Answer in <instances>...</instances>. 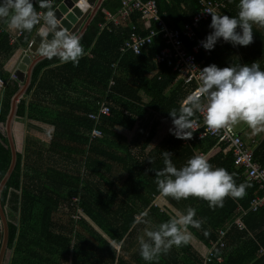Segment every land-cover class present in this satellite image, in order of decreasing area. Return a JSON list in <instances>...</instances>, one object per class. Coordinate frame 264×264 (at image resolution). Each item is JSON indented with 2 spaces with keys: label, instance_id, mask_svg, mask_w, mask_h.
Here are the masks:
<instances>
[{
  "label": "trees",
  "instance_id": "obj_1",
  "mask_svg": "<svg viewBox=\"0 0 264 264\" xmlns=\"http://www.w3.org/2000/svg\"><path fill=\"white\" fill-rule=\"evenodd\" d=\"M61 1L55 0L54 6ZM202 1L156 0L160 15L170 27L190 21L203 7ZM237 3L238 0H230L217 14L236 15ZM34 7L39 11L37 5ZM120 8L121 0L104 1L82 35L81 43L87 55L77 65L59 64L55 58L42 59L32 70L30 85L19 100L16 115L51 125L53 146L45 149L26 138L23 150L17 154L15 169L1 193V203L9 219L11 251L10 260L3 264H128L122 253L131 244L134 233L144 225L138 220L139 214L147 211V217L140 219H150L155 224L171 215L167 207L150 203L152 192L146 189L151 185L158 191L154 170L163 167L161 153H171L173 162L180 167L199 151L210 153L216 147L221 149L213 157L208 154L209 162L234 173L237 184L246 183V192L242 198L226 197L223 206L216 208H210L203 199L189 197L196 218L201 220L200 227L189 228L207 246L218 240L217 230L229 228L225 246L218 245L214 251L215 257L223 260L213 264H264V256L259 254L260 248H264V206L257 211L250 209L251 200L260 194L258 184L245 177L243 168L235 166L231 151L223 152L226 145L219 142V135L197 139L191 130L189 144H183L182 139L170 133L143 160L131 151L135 140L143 139L141 148H146L155 136L159 118L171 122L167 111L178 109L190 89L183 86L167 63L154 61L166 46L161 35L140 54L132 51L122 54L120 48L133 31L132 26L143 34L146 30L138 12L132 14L127 27L112 25L111 31L101 29L99 24L105 21V11L116 14ZM210 21L211 17L200 22L199 38L205 39L209 33ZM5 28L0 24L3 56L12 48L11 34ZM253 32V41L247 46L217 42L209 50L207 65L225 67L231 63L257 62L264 69V27L254 26ZM35 35V29L33 33L22 32L14 47L28 49ZM199 57H205L204 53ZM0 74L6 82L0 89L1 124L6 122L12 98L21 84L11 78L10 72ZM142 94L149 97L147 102ZM104 98L111 112L95 121L90 114L98 112L99 101ZM193 119L200 120L199 112ZM118 125L126 129L137 125L136 137L117 132ZM95 128L102 137L92 138ZM254 158L264 165V139L255 146ZM11 159L7 135L0 129V182ZM116 165L125 172L120 185H115L108 176ZM75 196L79 197L78 204L73 201ZM238 206L247 211L242 218L243 230L229 222ZM79 214L81 218L77 219ZM228 217L232 218L227 221ZM134 257L140 264H202L203 261L188 242L174 246L158 261H144L139 249Z\"/></svg>",
  "mask_w": 264,
  "mask_h": 264
},
{
  "label": "clouds",
  "instance_id": "obj_2",
  "mask_svg": "<svg viewBox=\"0 0 264 264\" xmlns=\"http://www.w3.org/2000/svg\"><path fill=\"white\" fill-rule=\"evenodd\" d=\"M54 4L55 0H0V24L9 31L33 33L35 29L40 38L36 49L39 57L55 58L59 64L71 62L75 66L87 55L81 43L82 35L60 25ZM237 9L236 15L231 16L211 12V31L200 41L205 50L214 49L221 39L233 46L252 43L253 27H264V0H238ZM200 73L199 86L181 100L178 109L167 111L173 125L169 129L172 135L191 138L196 123L194 114L201 111L204 123L211 129H231L243 122L252 134L264 131V69L257 62L231 63L225 67L213 63L200 69ZM161 155L163 167L154 171L162 196L177 201L197 197L207 201L210 208H216L223 206L226 197L245 195L246 183L237 184L234 173L214 167L204 154L192 155L180 167L168 151ZM147 215V211L139 214L138 220L145 227L137 237L139 255L146 262L158 261L174 246L186 244L190 239L189 226L198 228L201 224L193 207L177 211L159 224L140 219ZM123 243V240L119 242Z\"/></svg>",
  "mask_w": 264,
  "mask_h": 264
},
{
  "label": "built area",
  "instance_id": "obj_3",
  "mask_svg": "<svg viewBox=\"0 0 264 264\" xmlns=\"http://www.w3.org/2000/svg\"><path fill=\"white\" fill-rule=\"evenodd\" d=\"M230 0H203L202 8L196 12L190 21L183 23L180 27H170L167 22L160 15L159 6L156 0H121V8L116 14L110 11H105V21L100 23L101 29L107 28L109 31L114 26L127 27L129 20L133 13H140L143 26L146 33L138 31L136 26H132V32L130 36L125 40L120 50L122 54L127 51H132L135 54H140L142 50L151 45L156 37L160 35L165 40L166 46L155 56L154 61L156 63H167L177 73L179 79H181L183 86L189 88L190 94L194 91L200 83V69L207 66V56L211 55L209 50H205L200 41L203 38L198 37L197 29L200 22L208 20L211 17V12H219L220 9L226 8ZM22 34V31H17L14 36H11V42H15L16 38ZM204 53L205 57H199ZM11 78L18 80L17 73H12ZM5 79L0 74V89L5 87ZM113 84V81L110 82ZM187 94V95H188ZM186 95V96H187ZM185 96V97H186ZM111 108L106 98L99 101V109L97 113L90 114V118L98 121L101 115H109ZM200 120L194 119L196 123L191 129L194 131L197 139H203L207 136L216 137L219 135V142L226 145V149L231 151L234 157V164L238 168H243L245 177L258 184L260 194L255 196L251 200V210L257 211L264 206V166L261 165L254 158V150L246 144L242 135L235 131L232 126L231 129H211L205 123L203 119V112H199ZM102 137V133L99 129H93L92 138ZM183 144H189L190 138L182 139ZM198 154L206 153L199 151ZM73 201L76 204L79 203V197L75 196ZM80 214L82 213L80 209ZM76 215L77 219L81 218V215ZM235 224L240 229H245L241 218L235 220ZM227 229L218 230V240L211 242L208 246L204 256L202 264H213L214 261L221 262L222 257H215L214 251L219 245L224 247L227 236ZM259 254L264 256V248H260Z\"/></svg>",
  "mask_w": 264,
  "mask_h": 264
},
{
  "label": "crops",
  "instance_id": "obj_4",
  "mask_svg": "<svg viewBox=\"0 0 264 264\" xmlns=\"http://www.w3.org/2000/svg\"><path fill=\"white\" fill-rule=\"evenodd\" d=\"M104 1L102 2V5H103ZM93 18L89 21V23H87V25L85 27L86 29L84 30V32L87 30V28L90 25V23L92 22ZM7 31H8V33L10 32L11 36H14L17 32V31H9V30H7ZM210 31H211V29L208 27V32H210ZM84 32L81 35H83ZM218 42L220 43V45H221V43H224V41L222 39ZM10 45L12 46V48L9 50L8 55H6V56H5V54H4V56L0 55V72H2V73H4V72H10L11 74L16 73L19 63L21 62L24 55L27 53L26 49H24L23 47H16V46L14 47L15 43H13V42H10ZM142 97H143V100L146 102L149 100V97L146 94H142ZM157 117H159V116H157ZM158 120H159V122H158L157 130L155 132V136L149 142V144L146 146V148L144 150H142V148H141L143 139L135 140V142H134V145H133L131 151L133 153L139 154V157L141 160L146 159V156L151 151L156 149L161 144V142L170 135L169 129L173 126L172 123L165 118H159ZM137 128H139L137 125H135L134 128H130V129H126L121 125L116 126L117 132H119L123 135H126L128 137H133V136L137 135V132H136ZM0 129H1V127H0ZM12 132L14 135V139H15V143H16V147H17L18 152H21V150H23L26 138L33 140L37 145H39L45 149H48L51 146H53V143H52L53 128L51 127V125L45 124L43 122L36 121V120H28L24 117H19L16 115V117L13 120V124H12ZM238 133H240L242 135L246 144H248L249 147L253 150H254L255 146L258 145L264 139V131H261V132L256 133V134H252L251 129L248 126L247 127H241V129H238ZM220 149H221L220 147H216L210 153L209 152L208 153L204 152V153H206L207 156L209 154L210 157L211 156L213 157L214 155H216L220 151ZM223 152L226 153V152H228V150L226 148H224ZM108 176H109V179L115 183V185H120L124 176H125V172L123 173V169L121 166L116 165L113 168L112 175H108ZM104 187H108V186L104 185ZM146 189H148L152 192V198L153 199L150 201V203L153 204V202H155L156 205L158 204V206L162 205V207H167L168 212L171 215H174L177 211L184 212L188 207H191L188 199H181V200L177 201V200L172 199L171 197L162 196V195H160L159 191L154 190V188L151 185H148ZM258 191H259L258 193H260L259 188H258ZM257 195H259V194H257ZM120 198H124V196L121 195ZM250 206H251V204H250ZM241 208H242L241 206L237 207V210H236L237 213L235 214V217L231 221H229L232 223V225L233 224L235 225L236 219H238V218L242 219L243 216L246 215L247 211L242 210ZM250 209H251V207H250ZM231 218L232 217H228L227 221L230 220ZM151 221L153 224H155L153 220H151ZM230 226H231V224L229 225V227ZM144 227H145V225L141 226L134 233L131 244L128 246L126 251L124 253H122V257L124 258V260L128 264H140L137 261V259L134 257V253L139 249L137 237L139 235H142ZM226 229H229V228H226ZM238 229H240V228H238ZM240 230H242V229H240ZM188 231L190 232V239H189L188 243L192 246L193 250L198 255H200V257H203L208 246L202 240H200L191 231L190 228H188ZM249 235L252 236V234H249ZM182 259H183V261H185V259L183 257H182Z\"/></svg>",
  "mask_w": 264,
  "mask_h": 264
},
{
  "label": "water",
  "instance_id": "obj_5",
  "mask_svg": "<svg viewBox=\"0 0 264 264\" xmlns=\"http://www.w3.org/2000/svg\"><path fill=\"white\" fill-rule=\"evenodd\" d=\"M104 0H62L55 8L56 15L60 25L70 32L82 34L86 29L87 23L96 15L102 6ZM84 25V26H83ZM40 38L36 34L35 39L31 42L27 53L22 58L17 67L18 81L21 83L19 91L13 96L11 108L6 122L1 123L0 127L7 135L12 159L8 171L0 182V264L8 262L11 257V251L8 249L9 237V219L5 208L1 203V193L4 186L9 180L15 169L17 162V147L12 132L13 120L16 117L17 106L20 98L25 94L31 82V74L35 65L44 58L37 55L36 49Z\"/></svg>",
  "mask_w": 264,
  "mask_h": 264
},
{
  "label": "rangeland",
  "instance_id": "obj_6",
  "mask_svg": "<svg viewBox=\"0 0 264 264\" xmlns=\"http://www.w3.org/2000/svg\"><path fill=\"white\" fill-rule=\"evenodd\" d=\"M233 127H234L235 131L238 132V129H241V127H247V125L245 123L241 122V123H237V124L233 125Z\"/></svg>",
  "mask_w": 264,
  "mask_h": 264
}]
</instances>
